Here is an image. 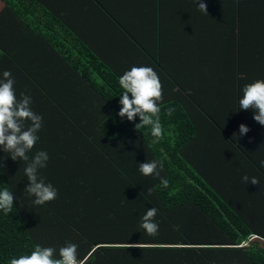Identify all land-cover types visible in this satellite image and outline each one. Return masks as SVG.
I'll return each mask as SVG.
<instances>
[{"label": "trees", "instance_id": "1", "mask_svg": "<svg viewBox=\"0 0 264 264\" xmlns=\"http://www.w3.org/2000/svg\"><path fill=\"white\" fill-rule=\"evenodd\" d=\"M202 2L207 14L198 9L196 0H124V7L128 18L140 10L146 20L167 19L173 30L180 26L173 33L162 31L158 24L156 49L179 42L185 62L188 59L182 67L188 75L184 80L199 77L195 82L199 89L205 86V96L222 100L229 108L213 110V118H221L215 133L227 151L237 153V163L224 170L206 166L205 172H199L197 165L190 166L188 149L201 140L196 114L211 113L196 93L181 87V78L170 76L177 68L171 63L176 61L164 67L162 53L149 52L151 64L158 65L154 71L168 76L167 84L178 86L185 95L160 102L164 132L158 139L151 135L150 126L135 128L138 116L130 122L117 114L123 92L118 78L133 67L129 45L123 64L127 68L118 71L98 51L93 53L88 43L80 42L77 54L62 56L70 73L40 64V49H31L26 62V55L23 58L15 51L14 59L0 50V80L4 71H10L17 99L21 93L29 95L32 110L43 118L39 139L27 155L31 159L38 151L47 152L46 167L38 174L57 189L56 199L33 204L35 197L24 191L28 162L13 161L10 153L0 150V191L8 188L15 197L10 213L0 210V264L30 255L37 245L54 247L59 258V248L66 242L78 245V260L84 264H264V156L260 152V159L255 156L264 147H240L226 129L233 102L239 108L243 86L264 79V0ZM181 14L190 17V24L174 23ZM195 20L206 24L198 26ZM218 24L222 32L217 31ZM206 26L210 33L197 39ZM29 31L36 33L31 41L40 40L61 55L62 46L57 48L40 28L32 26ZM180 45L176 52L181 51ZM196 84L193 89H198ZM170 107L175 111L168 116ZM30 123L26 121V127ZM152 160L162 162L160 177L168 179L169 187L138 171L139 163ZM244 175L259 183L242 182ZM152 207L158 209L156 236L139 227Z\"/></svg>", "mask_w": 264, "mask_h": 264}, {"label": "crops", "instance_id": "2", "mask_svg": "<svg viewBox=\"0 0 264 264\" xmlns=\"http://www.w3.org/2000/svg\"><path fill=\"white\" fill-rule=\"evenodd\" d=\"M148 15L152 17L149 12ZM132 16L128 18L126 8L124 7V0H121V4L120 0H0V50L5 53L7 52L11 58H14L11 53L15 51L20 53L23 58L26 55L24 60L26 62L29 60L28 56L32 55L31 51L33 50L31 49L37 52L40 49V64H50V66L46 67L67 73H70V71L64 69L66 67L62 56L64 54H77L80 42L88 43L93 53L98 51L101 58L109 62L112 67H116L118 71L119 69L123 70V68H127L123 64L128 55V45L132 50L129 58L133 60L132 66L136 67L147 66L155 68L158 65L151 64L149 52L155 55L156 53H162L164 67H168L172 61H176L175 65L171 63L172 67L177 68L171 70L170 76L181 78L183 81L181 87L187 90V93H196L200 101L211 113L209 116H206L203 113L196 112L201 140L197 139L188 149L190 166L197 165L199 172H205L206 166L215 171L216 169L224 170L225 167L235 165L237 163V153L233 149L227 151V147L214 131L216 129L215 123L220 122L221 118L214 119L215 112L213 110L223 108L226 111L229 108L222 103V100L212 99L209 97L210 95L208 97L205 96V86L202 85L201 89L198 88V84L195 81L199 82V77L196 78V75H194L195 81L191 77L186 81L184 80L185 78L183 77L188 75L183 74L182 67L185 66L188 59L185 62V49L179 42L163 46L161 51L156 49L155 36L159 33H155L154 28L158 24H160L159 28L162 31L171 29L173 33H177L180 26L175 25V29L173 30L172 24L167 19L152 17L151 21L146 20V15H143L140 10ZM174 16V14L170 15L171 18ZM178 18L179 20L174 23L190 24V17L181 14L179 17L177 16ZM194 24L199 26V24H206V22L205 20H195ZM32 26L40 28V33L47 34V38L51 37L52 41H55L54 45L57 48H61L62 46L61 55L53 52L54 49L48 48L47 44L41 43L40 40L31 41L30 37L36 34L29 31L32 29ZM135 28H138L139 32ZM202 28L201 32L203 36L197 35V39H203L210 33V29L207 26ZM218 30L222 32L221 24H218ZM223 30L226 32V28ZM189 38L191 37L189 36ZM219 39L221 41L222 37H219ZM178 45L182 49L176 52L174 49L178 48ZM170 55H174L175 58L169 59ZM159 78L162 80L161 83L163 85V99L185 95V91L178 86L175 87L174 85L170 86V84H167L168 76L161 75ZM200 79L204 83V79ZM195 84L198 89H193L195 88ZM182 102L188 106L195 107V111L199 110V107L196 105H189L188 101ZM233 106L234 109L232 107V113L226 120V129L229 136L231 135L236 138L238 146H246L247 150L257 148L258 146L264 147L259 142V139L262 138L264 142V126L252 118L254 112L250 109L241 110L238 108V104L235 107V102H233ZM229 118L232 119L231 123ZM241 122L250 129L243 136L237 131V125L238 123L241 124ZM230 125H233V127ZM207 128L210 129V132L206 131ZM205 139L210 140L206 141ZM216 140H219V145L216 144ZM259 152L264 156V148L263 151L256 152L255 156H258V159H260ZM187 159L189 162L188 157Z\"/></svg>", "mask_w": 264, "mask_h": 264}, {"label": "clouds", "instance_id": "3", "mask_svg": "<svg viewBox=\"0 0 264 264\" xmlns=\"http://www.w3.org/2000/svg\"><path fill=\"white\" fill-rule=\"evenodd\" d=\"M200 11L207 14V5L202 0H196ZM119 86L123 89L120 95L121 105L117 113L121 118L134 121L138 116L140 122L135 128L149 127L151 135L155 138H162L163 125L160 121V102L163 100V85L158 74L153 68L147 66H133L125 71L118 78ZM15 80L10 71L3 72V80H0V150L10 153L13 161H27L24 168V175L28 184L26 191L34 196L33 204L43 205L57 197V189L51 183H45L39 176V169L46 167L49 156L46 151L41 150L35 153L30 159L27 153L35 146L39 137L38 131L42 127V116L36 114L31 108V97L21 93L17 99ZM243 95L239 99L241 110H254L253 119L264 126V79H257L245 84L242 88ZM174 108L166 109V115L171 116ZM26 121L30 126L26 127ZM250 129L243 123L239 125V134L245 135ZM264 166V161L261 162ZM3 168L0 163V169ZM163 164L159 160L145 161L138 164V171L144 176H154L160 179L163 188L169 187L167 178L160 177ZM242 182L257 185L259 180L255 177L244 175ZM151 195L152 189H147ZM15 197L8 188L0 191V210L5 214L12 211ZM158 209L155 207L146 210L141 217L139 227L147 235L156 236L159 232V225L155 222ZM57 250L54 247H41L37 245L30 255H20L12 258L9 264H79L78 245L71 242L59 248V258H55Z\"/></svg>", "mask_w": 264, "mask_h": 264}, {"label": "built area", "instance_id": "4", "mask_svg": "<svg viewBox=\"0 0 264 264\" xmlns=\"http://www.w3.org/2000/svg\"><path fill=\"white\" fill-rule=\"evenodd\" d=\"M79 261V264H84L85 263V261H80V260H78Z\"/></svg>", "mask_w": 264, "mask_h": 264}]
</instances>
